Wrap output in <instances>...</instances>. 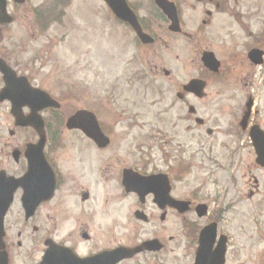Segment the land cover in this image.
<instances>
[{
	"label": "flooded vegetation",
	"instance_id": "flooded-vegetation-1",
	"mask_svg": "<svg viewBox=\"0 0 264 264\" xmlns=\"http://www.w3.org/2000/svg\"><path fill=\"white\" fill-rule=\"evenodd\" d=\"M1 1L0 92L9 81L2 73L4 68H11L17 78L26 79L31 86L36 74L20 72L10 63L9 55L18 52L12 51L9 39L10 26L18 19L15 11L19 5L12 0ZM126 1L139 24L138 30L149 42L143 45L129 23L113 18L114 22L128 31L142 48L153 50L160 43L165 52L169 41H179L181 81L173 94L165 93L171 75L165 68V59L157 62L154 50L148 52L151 54L146 59L136 53L129 58V64L136 61L140 64L139 77L121 81V85L131 88L130 93L115 94L117 90L110 89L101 99L82 109L94 115L100 133L98 141L79 129L65 130L73 140L47 141L33 168H29L25 156L26 145L32 144L31 141L17 145L0 142V192L4 196L12 195L3 216L5 264H42L45 248L40 234L41 214L65 188L75 206L82 208L76 217L75 232L69 233L67 241H54L73 253L68 264H105V252L138 249L145 243L148 245L141 252L124 256L116 264H165V176L173 183L171 196L174 197L175 180L186 178L197 164L205 163L214 164L222 175L213 202L192 196L174 197L187 202V210L178 214L166 209V213L181 216L182 230H187L190 238L188 245L183 242L184 233L180 234L183 250L189 253L184 259L194 264L203 242L206 254L200 264H218L223 252V264H227L228 252L235 254V239H241L236 236H246L243 224H229L219 215L226 214L233 206L226 205L221 211L225 203H218V195L227 194L238 181L245 182V202L254 201L259 192H264L259 179L248 174L251 163L264 172L257 163L253 142L264 139V0H165V14L157 9L155 0ZM146 4L153 7V13L150 9L143 12ZM28 15L36 26L37 22L40 24L37 9H29ZM26 20L29 17L21 19ZM38 38L34 29L33 39ZM24 112L27 114V109ZM140 117L144 119L141 122ZM168 121L173 126L172 133L165 129ZM49 128L45 123L47 138ZM54 176L53 197L38 203L33 215L26 219L23 198L27 194L37 197L45 189L52 191ZM121 204L125 205L124 212L131 225L140 224L141 229L149 226L146 238L137 242L136 235L116 243L112 235L90 246L93 242L88 232L90 217L100 209L101 214L119 222V217L114 216L120 214ZM255 209L261 210L259 206ZM187 216L192 221H186ZM98 220V226L104 224L102 218ZM256 226L259 225L254 224L253 228L264 234ZM12 228L15 235L9 232ZM206 229L210 230L207 237ZM80 243L88 247L84 249ZM97 255L101 261L93 262Z\"/></svg>",
	"mask_w": 264,
	"mask_h": 264
},
{
	"label": "rangeland",
	"instance_id": "rangeland-1",
	"mask_svg": "<svg viewBox=\"0 0 264 264\" xmlns=\"http://www.w3.org/2000/svg\"><path fill=\"white\" fill-rule=\"evenodd\" d=\"M58 1L59 7H57ZM64 2L66 4L61 6ZM31 8L39 11L40 21L48 18L46 24L36 23V26L35 20L31 21L28 15V10ZM144 8L146 10L143 11L144 13L149 12V9L154 12L149 4ZM15 14L18 19L10 26L9 41L12 51L16 49L18 52L9 55L10 63H14L20 72H35L32 80L34 87L45 90L61 104L60 110L55 115L48 114L49 112L43 115L46 124L50 125L48 137L52 142L73 140L66 134L63 125H60L72 112L91 105V101L101 99L110 89H116L117 91L113 92L115 94L130 93L131 88L121 85V81L135 75L139 77L137 74L140 72V64L137 61L129 64V58L136 53L146 59L151 54L148 52L154 50L157 62L165 59V68L171 74L168 87L165 85V93L173 94L174 87L176 88L181 81L178 60L179 41H169L170 46L165 52L160 43L153 50L150 47L142 48L128 31L114 22L105 5L99 0H27L25 4L18 6ZM25 16L26 19L29 17V20L22 22L21 19ZM34 29L39 35L37 40L33 39ZM211 91L213 92V89ZM9 109L8 103H0V142L17 145L21 141H35L36 137L31 130H16ZM141 120L144 119L138 118L139 122ZM165 129L173 132V126L169 121L165 122ZM174 130L177 132V126ZM10 131L14 134L10 135ZM59 132L62 134L59 135ZM215 167L212 163L197 164L193 173L175 184L174 197L192 196L213 202V195L219 191L217 184L222 181L221 172H217ZM248 174L259 179L264 190V172L255 169L251 163ZM244 184V181H238L235 188L229 190L227 194L220 192L218 195V203L220 205L223 204L222 201L225 203L221 211H224L226 205L233 206L226 214L220 212L219 215L229 224L236 226L243 224L246 234L242 237L236 236L241 239H235V254L230 250L226 263L264 264V234L260 235L253 228L254 224L259 225L264 231V192H259L254 201L245 202L247 192ZM198 191L200 193H197ZM257 199L263 202L259 203ZM74 202L68 188H65L58 193L52 204L44 208L45 211L40 219V234L43 240L45 237H50L54 241H67L69 233L75 232L76 217L82 208L78 205L76 207ZM90 205L92 208L91 202ZM255 206H259L261 210L255 209ZM124 207L125 205L121 204L120 214L114 216L119 217V222H113L112 218L109 219L108 216L101 214L100 209L98 213L95 212V216L90 217L88 232L93 240L90 246L99 244L105 237L108 240L112 235L116 237V243L124 242L123 239L126 237L136 235L137 242L146 238L149 226L141 229L140 224L138 227L131 225L129 216L125 215ZM94 208L97 210V205ZM187 217L186 221H192L191 216ZM98 218L103 219V225L98 226ZM183 227L181 216L167 211L165 264H189L183 257L189 255L183 250L185 247L183 242L189 245L191 241L187 230L184 229L185 232L182 230ZM9 232H14L15 235L16 230L12 228ZM181 233L185 236L183 242ZM171 237L173 239L170 242ZM80 245L84 247L82 243Z\"/></svg>",
	"mask_w": 264,
	"mask_h": 264
},
{
	"label": "water",
	"instance_id": "water-1",
	"mask_svg": "<svg viewBox=\"0 0 264 264\" xmlns=\"http://www.w3.org/2000/svg\"><path fill=\"white\" fill-rule=\"evenodd\" d=\"M14 1L18 3L23 2V0H14ZM102 1L107 5V7L111 10V12L116 18L129 23L130 26L137 32L138 37L144 41L145 37L138 30L136 20L133 14L129 11L125 3V0H102ZM155 1H156V5L165 12V3L162 0H155ZM0 4L2 5L1 0H0ZM3 73L5 74L6 79H9V83L7 84L6 87L7 89L6 91H4V94L0 96V101L4 99L10 101L12 106L11 115L14 117L15 124L17 126H21V127L31 126L39 134L40 140L38 142V145L28 146L29 148L26 152V155L30 159V161H33L34 159L37 160L40 158V150L44 142L43 132H42L43 123L42 120L37 115V113L46 108H58L59 106L55 102L50 100V98L44 92L33 89L29 87L27 84H18L16 81H13L15 75L11 70L4 68ZM25 106H27L30 109V115L28 117H23L21 112L22 108ZM90 126L95 127V122L92 118V115L83 111L77 112L66 122L67 129L78 128L82 130L85 134L93 136L96 139V130H94ZM255 149L258 156L257 161L261 166L264 167V140L255 139ZM169 191H170V187L168 186L167 182H165V206L169 205L172 208L178 209L179 212L181 213L184 212L186 210L185 205L171 199L169 197ZM41 200L44 199L41 198ZM8 203L9 201H7V199L0 198V238H1L2 217L8 206ZM30 203L27 204L28 209H30ZM205 232H206L205 235L207 237V233L208 232L210 233V230L207 229ZM0 247H2L1 239H0ZM65 253L66 251L63 248L50 243L48 245V249L45 252L46 257L43 260V263L65 264L66 257H60L62 255L65 256ZM130 253L131 251H126L121 249H118L113 252H109L108 254H106L107 258L105 260V264H116L118 261H120L121 258H123L124 256H128ZM204 254H206V252H203V242H202L200 249L196 255L195 264L201 263ZM56 257L59 259L53 260ZM220 259L222 260V257ZM221 260H218L220 264H222ZM98 261L99 262L101 261V257L100 258L96 257L93 259V262H98ZM66 264H68V262Z\"/></svg>",
	"mask_w": 264,
	"mask_h": 264
}]
</instances>
